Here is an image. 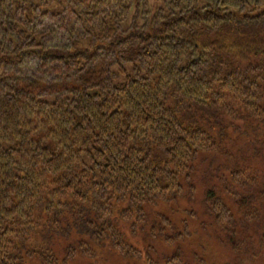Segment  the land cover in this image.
<instances>
[{
    "label": "trees",
    "instance_id": "1",
    "mask_svg": "<svg viewBox=\"0 0 264 264\" xmlns=\"http://www.w3.org/2000/svg\"><path fill=\"white\" fill-rule=\"evenodd\" d=\"M160 202L264 264V0H0V264L140 256Z\"/></svg>",
    "mask_w": 264,
    "mask_h": 264
},
{
    "label": "rangeland",
    "instance_id": "2",
    "mask_svg": "<svg viewBox=\"0 0 264 264\" xmlns=\"http://www.w3.org/2000/svg\"><path fill=\"white\" fill-rule=\"evenodd\" d=\"M243 139L244 137L241 136L239 140L236 141L237 144H242L244 141ZM218 161L219 160H217V162ZM202 189L203 187L201 186L198 190ZM201 197L202 194L200 192L198 193L196 202H193L188 206L192 209H195L197 213H200L198 201ZM167 207L171 206H166V203L163 202L150 206L148 209V221L150 222L143 230L137 229L134 232H130L128 230L124 231L128 244L138 248L141 254L140 256H123L110 248L108 244L92 242L91 240L83 237L87 243L91 244L96 249L95 255L90 256L78 253L74 259L67 261L65 264H147L144 261V255L147 251H149L152 258H158L162 254L175 252L176 248L184 251V258L186 260L193 261L194 259L191 255L192 253H195L197 256H201L206 264H220L223 262L231 264L234 257V252L230 246L222 242L221 237L213 228V226H201V222H203L201 215L197 216L189 214V217L185 216L188 226L190 227L191 234L186 236L184 239L176 238L172 242H166L161 236H159V234L154 236L148 234V225H150L156 218L158 212L166 214V211L164 210L165 208L167 209V213L173 222L177 223L178 218L184 216L183 213H181V215L179 214L180 211H175L174 209L171 211ZM188 209L186 210L188 211ZM169 231L171 230H166L168 233ZM75 234L79 236V234ZM53 236L56 237L55 235ZM53 236L48 238L51 239ZM236 261V264H262L259 257L253 258L248 254L238 257ZM233 263L235 264V262Z\"/></svg>",
    "mask_w": 264,
    "mask_h": 264
}]
</instances>
